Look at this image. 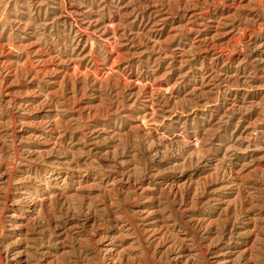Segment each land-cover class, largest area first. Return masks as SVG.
Here are the masks:
<instances>
[{"label": "rangeland", "instance_id": "rangeland-1", "mask_svg": "<svg viewBox=\"0 0 264 264\" xmlns=\"http://www.w3.org/2000/svg\"><path fill=\"white\" fill-rule=\"evenodd\" d=\"M0 264H264V0H0Z\"/></svg>", "mask_w": 264, "mask_h": 264}]
</instances>
